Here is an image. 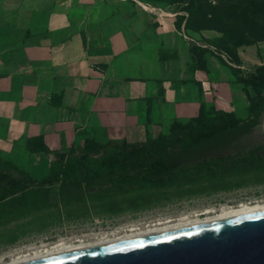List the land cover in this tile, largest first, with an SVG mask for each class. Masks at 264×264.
Instances as JSON below:
<instances>
[{
  "label": "crops",
  "instance_id": "1",
  "mask_svg": "<svg viewBox=\"0 0 264 264\" xmlns=\"http://www.w3.org/2000/svg\"><path fill=\"white\" fill-rule=\"evenodd\" d=\"M173 8L149 0H0V160L40 179L53 156L30 153L31 139L62 151L85 140L144 143L197 117L201 103L247 118L241 86L225 88L234 78L215 57H206L208 73L188 69L198 43L176 30ZM237 53L242 70L264 65V43ZM33 214L0 220V249L41 233Z\"/></svg>",
  "mask_w": 264,
  "mask_h": 264
},
{
  "label": "trees",
  "instance_id": "2",
  "mask_svg": "<svg viewBox=\"0 0 264 264\" xmlns=\"http://www.w3.org/2000/svg\"><path fill=\"white\" fill-rule=\"evenodd\" d=\"M152 3L177 6L174 26L186 36L210 31L219 34L206 46L192 44L191 72L208 73L207 55L215 57L229 69L234 83L248 103V116L238 118L233 112L216 110L213 104L201 103L198 116L185 122H174L166 134L144 143H105L85 140L78 147L65 151L49 149L43 138L27 142L30 153L52 155L48 174L33 178L8 162L0 160V220L9 222L24 213H39L48 209L63 210L71 204L65 199L73 190L98 188L86 200L101 202L117 194L121 198L107 204H124L127 194L133 204H147L161 190L169 187L186 189L183 193L201 194L202 184L215 185V178L242 176L241 163H228L231 148L252 134L262 124L264 117V65L256 66L244 74L237 49L264 43V0H149ZM215 48V51L212 50ZM225 55V59L222 57ZM172 56H161L162 60ZM212 88L216 90V85ZM216 94V92H215ZM214 94V98L216 95ZM240 164V166L238 165ZM12 167L18 174L6 170ZM254 168V165L251 166ZM243 169H248L243 166ZM246 171V170H245ZM244 171V172H245ZM220 183L224 185L228 182ZM229 183H234L230 180ZM231 186V184H229ZM59 188L62 204H50L48 190ZM218 187V186H217ZM194 189V190H191ZM150 192L142 196L141 192ZM38 200L43 204H33ZM71 199H68L70 201ZM32 204V205H31ZM70 208L69 212L73 211ZM117 211H122L117 208ZM44 219V218H43ZM42 219V220H43ZM9 244L11 235H2ZM1 236V237H2Z\"/></svg>",
  "mask_w": 264,
  "mask_h": 264
},
{
  "label": "rangeland",
  "instance_id": "3",
  "mask_svg": "<svg viewBox=\"0 0 264 264\" xmlns=\"http://www.w3.org/2000/svg\"><path fill=\"white\" fill-rule=\"evenodd\" d=\"M152 4L155 7L165 8L167 6L165 4ZM172 7H174L173 13L177 14L179 8L177 6ZM203 34L204 32L200 34L189 33L187 37L195 39L201 46H206L207 42L214 44L215 39L220 36L215 32L210 36ZM212 50L215 51V48H212ZM223 57L226 58L225 55ZM246 59L251 64L255 63L253 62L255 58L252 56ZM253 69L252 67H246L243 73H249ZM225 72H215L214 69L213 74L217 78L227 79L228 75ZM238 87L239 85L234 83L225 85L226 89L234 88L235 92H237ZM233 98L235 102L238 101L236 93H233ZM238 162H243L241 166L248 167V169L243 170V166L240 167V171L243 172L241 177L235 173L231 177L215 178L214 186L211 184L209 187L206 183L202 184L201 187L197 186L195 188H206L204 193L201 194L183 193L186 189L169 187L161 190L163 192H160L147 204H139L142 200H139L138 204H133L130 201L135 193L133 191L126 195L129 199L126 203L107 204L111 200H119L121 197L114 194L112 197H107L104 202L99 199L87 202L86 199L90 195L96 194L99 190L98 188L87 189L83 187L82 190H73L67 197L71 200L65 199L66 203L71 205L63 208L62 212L59 209L58 215L60 219H58L57 210L51 208L33 214L35 215L34 225L42 230L41 233L0 249V264L9 262L11 257L19 253L42 246H52L60 240L71 242L77 241V239L89 240L99 236L122 233L131 228L144 229L158 222L178 220L185 216H195L208 209L219 210L223 207H235L241 203L264 201V117L262 124L254 129L250 136L241 139L231 148L227 164L234 165V163ZM238 165L240 166V164ZM252 165H254V168L251 167ZM5 169L18 174L10 166H5ZM230 180L234 183H229ZM221 182L228 183L220 185ZM141 193L142 196H148L150 192L144 194L142 191ZM48 196L50 204L63 203L57 186L48 190ZM33 204L43 203L34 200ZM70 208H73V211L69 212ZM117 208H121L122 211H117ZM38 214L40 217L37 218H40V220H36V215Z\"/></svg>",
  "mask_w": 264,
  "mask_h": 264
},
{
  "label": "water",
  "instance_id": "4",
  "mask_svg": "<svg viewBox=\"0 0 264 264\" xmlns=\"http://www.w3.org/2000/svg\"><path fill=\"white\" fill-rule=\"evenodd\" d=\"M22 264H264V209Z\"/></svg>",
  "mask_w": 264,
  "mask_h": 264
},
{
  "label": "bare ground",
  "instance_id": "5",
  "mask_svg": "<svg viewBox=\"0 0 264 264\" xmlns=\"http://www.w3.org/2000/svg\"><path fill=\"white\" fill-rule=\"evenodd\" d=\"M264 209V201L254 203H241L235 207H223L219 210H205L203 213L193 216L181 217L178 220H167L158 222L157 224L148 226L144 229L131 228L122 233H114L110 235L99 236L89 240L77 239V241L60 240L52 246H42L37 249H30L27 252L19 253L10 258L9 262L1 264H22L25 262L46 258L58 254H63L75 250L116 242L120 240L130 239L161 231L171 230L202 222L212 221L216 219L226 218L230 216L245 214L249 212L259 211Z\"/></svg>",
  "mask_w": 264,
  "mask_h": 264
},
{
  "label": "built area",
  "instance_id": "6",
  "mask_svg": "<svg viewBox=\"0 0 264 264\" xmlns=\"http://www.w3.org/2000/svg\"><path fill=\"white\" fill-rule=\"evenodd\" d=\"M223 57V56H222ZM224 58V57H223ZM225 59V58H224Z\"/></svg>",
  "mask_w": 264,
  "mask_h": 264
}]
</instances>
